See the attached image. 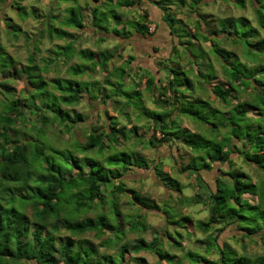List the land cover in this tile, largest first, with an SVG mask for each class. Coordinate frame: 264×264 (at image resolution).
<instances>
[{
	"label": "trees",
	"instance_id": "trees-1",
	"mask_svg": "<svg viewBox=\"0 0 264 264\" xmlns=\"http://www.w3.org/2000/svg\"><path fill=\"white\" fill-rule=\"evenodd\" d=\"M84 1L92 5L89 11L91 21L87 28L97 32L99 41L118 40L125 36V44L131 43L124 31L115 29V26L108 28L110 18L120 20L119 16L113 14L112 0L102 3L99 0ZM222 1L244 6V0ZM166 2L173 0H161L162 4ZM117 3L121 7L131 8L136 6L137 0H117ZM203 4V0H193L190 8L198 11ZM250 6L254 23L245 17L223 18L218 21V27L219 33L225 34L224 41L240 44L243 55L254 60L252 63L255 66L241 63L234 52L216 44L205 32L209 23L203 20V15H198L194 22L186 20L182 27L185 39L209 42L210 51L222 64L230 86L236 84L253 90L252 103L258 112L254 121L245 114L246 103L239 104L234 109V115L230 112L229 116H218V111L205 108L197 101L183 100L186 96L179 87H187L192 82L184 72L178 70L170 69L172 75L163 81L164 85L158 81L159 85L156 86L154 75L143 69L148 77L146 86L151 88L153 85L156 89L158 107H169L151 111L144 108L138 91L127 90L125 75L128 73L121 68L115 69L116 85L105 79L107 85L114 87L110 92L103 89L100 97L93 89L97 81L76 79L85 73L95 75L97 68L109 75L106 62L112 57L110 54L103 53L99 57L88 49L76 50L69 43L55 46V56L63 63L73 56L81 62L68 67L67 77L45 79L50 62L45 60L46 65L40 68L35 64V53L29 52L26 65L19 66L0 46V264H143L142 259L136 256L142 251L154 253L158 257V264H165L164 256L168 257L167 264H264V0H250ZM17 10L18 16L24 19L27 14L25 8L17 6ZM30 14L35 16L34 9ZM50 18L47 15L44 19L47 36H67L68 33L61 28L53 27ZM164 20L168 22L170 31H175L181 23L171 14H167ZM140 21L134 23L136 33L142 37L153 36L145 25L146 13L140 16ZM187 23H195L194 32H190L191 27ZM61 24L76 29L83 27L72 14L64 18ZM6 26L14 38L21 31L17 25L6 23ZM170 44L183 47L184 53L194 54V51L200 50L189 40L171 39ZM152 52L155 53V49ZM231 57L234 60L228 63ZM57 61H54L55 64ZM210 77L206 76V80ZM12 82L22 84L18 94ZM204 84L199 82L202 88ZM211 91L220 103H226V91L217 85ZM113 97L123 98L125 102L121 105L122 102L112 101ZM84 99L94 103L98 101L97 106L92 107L96 109L103 105L105 114L112 109L118 110L119 115L132 126L129 129L119 127L117 116H108L109 123L105 127H90L83 143L70 145L74 152L56 147L54 142L61 135H70L76 126L87 125L89 117L82 113L72 114L68 109ZM129 106L133 108L135 117L150 121L147 128L151 135L146 141L147 145H171L178 141L194 154L191 160L200 161L198 168H191L194 176L189 177H193L195 185L203 192L191 197L184 196L178 205L202 204L208 211L205 220L195 221L188 215H181L177 207L153 205L157 210L160 208L165 227L150 242L139 237L131 243H119L124 235L118 217L120 195L131 192L133 199L138 201L135 190L124 187L123 177L133 168H148L137 153L123 151L125 155H132L124 159L118 154L121 151H116L121 141L130 140V134L136 136L137 126L125 111ZM27 112L35 119L31 120L30 127L25 121ZM174 112L201 124L205 135L198 138L187 129H181L178 119L171 118ZM17 122L22 123L21 127H16ZM50 127H57L56 137H47L44 129ZM156 133L160 136L156 137ZM211 133L215 134L214 141ZM233 155L256 172L258 178L231 168ZM132 159L140 166L135 161V164L132 163ZM217 163L228 169H220L221 177L214 178L213 185L209 187L200 170L210 169ZM152 167L160 183L170 192L165 196L172 198L176 192H180L182 185L163 173L160 164ZM188 169L190 167L181 168L180 172H187ZM68 190H75L76 199L72 205L68 204L65 196ZM89 211L96 212L95 217L81 216ZM179 219L184 221L185 233L178 232L181 229L177 224ZM129 224V231L146 229L139 218ZM192 224L204 234V240L192 239ZM231 226L241 235H232L235 240L258 239L262 245L261 253L251 255L246 250L239 251L228 241L220 243L219 235L212 236V232L222 234ZM87 233H93L101 243L95 246L83 239ZM107 233L109 235L103 237ZM183 240L198 243L195 250L185 248ZM103 246L106 250L99 251V247ZM203 247L205 250L201 253ZM107 249H114V253H108ZM173 249L181 254H173Z\"/></svg>",
	"mask_w": 264,
	"mask_h": 264
},
{
	"label": "crops",
	"instance_id": "crops-1",
	"mask_svg": "<svg viewBox=\"0 0 264 264\" xmlns=\"http://www.w3.org/2000/svg\"><path fill=\"white\" fill-rule=\"evenodd\" d=\"M106 0H99V3H102ZM184 2H181V0H173V2H166V4H162L161 0H137V4L134 7L131 8H124L118 5L117 0H112V9L114 11V16H119L120 20H117L115 18H110L107 23H109V27L111 28L115 26V29L119 31H124L125 35L129 36L128 39L131 41L130 44H124L121 46V42L124 41L125 36L122 38H119L118 40H104L99 41L97 32H93V34H90L92 30H88L87 27H89L91 16H90V9L92 8V5H88L84 0H51L50 4V12L48 13L50 15V21L55 28H61L65 32L68 33L67 36L64 37H57L54 34L51 35V38L47 36L46 30L44 29V23H38V27L36 31L34 32L35 38H31L29 35L31 32H27L22 29V31L18 32L23 35L25 40V45L30 46V49H28V53H35V64L40 66L45 65V63L39 65V61H48L50 62V68H52V64H55V60L57 61V64H66L69 63L72 59L76 60L77 57L73 56L70 60H67L66 62H62V59H58V57L55 56V46H64L66 44H71L73 48L76 50L83 49L78 47V41L83 36L81 34L89 35L91 36L96 43L95 49L91 48H84L88 49L90 51H93L99 57L104 53V55H112L111 58L108 59L106 62L107 69L109 71V75L100 71L98 68L95 72V75L90 76L87 73L83 74L81 77L89 78V80H82L81 81H87V82H94L97 81V85H94L93 89L96 92V96L100 97L102 90L105 89L106 92H110L113 87H110V85H107L105 82V79L108 78L110 82L113 83V85H116V71L115 69H123L125 72L128 73V75H125V87L129 92H132L133 90L138 91L141 94V98L144 102V108L151 110V111H159V110H165L168 109L166 105H162V108L158 107L156 104V89L151 86V88H148L145 84L146 80L148 79L147 73L144 72L143 69H147L152 73L155 77L156 86L159 85L158 81L162 82V85H164L163 81H166L169 75H172V72L170 69L178 70L179 72H184L188 79L192 82L191 85L187 86L182 85L179 87V90L185 93V98L183 100H189L191 102H198L199 104L203 105L205 108L211 109L212 111H218V116H229V113L232 112L234 115V109L242 103H246L245 106V114L246 116L254 121L258 117V112L256 110V105L252 103V96H253V90L250 88H245L240 85H233L230 86L228 83V79L225 74V70L222 68V64L219 63L216 60V54L212 51H210V44L209 42H203V41H195L192 38L185 39V33L183 32L182 24L186 21V17H189V21L194 22L198 19V15H203L206 22L209 23L207 29L205 30V26L203 23H201L202 28L205 30L206 34L210 36L212 40L215 41L216 44H219L222 47H225L229 51L234 52L235 57L243 64L245 65H251L255 66V64L252 63L254 60H249L246 58L243 54V49L240 44H232L228 40L224 41L225 34L219 33V27H218V21L223 18H238V17H245L248 20L253 22V15L250 14V12L247 10L248 7V0H244V6H240L237 4L231 3H225L222 0H203L204 4L200 5L198 8V11H195L190 8V3L193 0H183ZM250 2V0H249ZM64 6V7H62ZM218 7L227 9L232 8L237 14H231V13H223ZM251 7V6H250ZM63 10L64 15L62 19H59L60 15L59 12ZM198 12V13H197ZM249 12V13H248ZM144 13L147 14V21L145 22L146 27L148 28V32L152 33L153 36H146L142 37L138 35L136 32V25L134 24L137 21H140V16ZM251 13L252 9H251ZM73 15V17L81 23L83 26L80 29L73 28L72 26H65L61 23L64 21V18L68 17L69 15ZM167 14H171L174 16L176 20L181 21L179 23V26H176L175 31H170L168 22L164 20V17ZM25 19V18H24ZM142 22V21H140ZM144 23V22H143ZM25 24L23 28H25ZM195 23H187L188 27H191L190 32H194L193 25ZM21 29V28H20ZM212 31V34L210 33ZM17 33V34H18ZM131 35V36H130ZM28 37V39L26 38ZM43 38L48 39L51 43L50 47L45 48L42 47V42L37 39ZM171 39H184L185 42H192L195 44L196 48L199 47L196 52L194 51V54L191 53H184L182 50L183 47L177 45V46H171L170 40ZM112 41L116 42V44L111 47ZM127 43V42H126ZM195 48V50H196ZM152 49H155V53L152 52ZM46 53L44 55L43 53ZM61 52V50H60ZM27 53V55H28ZM37 54H40L39 57L36 56ZM132 54L134 57H130L129 55ZM128 56V59H127ZM27 58V56H26ZM78 60V59H77ZM234 60L233 57H231L228 61V63L232 62ZM81 62V61H80ZM56 65V64H55ZM71 65H68V67ZM67 67V69H68ZM48 73V72H47ZM211 76L206 80V76ZM76 79H78L76 77ZM140 79V80H139ZM197 83H196V82ZM199 82H203L204 87L202 88L199 85ZM219 86L224 91L228 93L227 95V101L226 103H220L218 99L215 97L211 89L213 86ZM119 101L121 105L125 102V99L120 97H113L112 101ZM182 100V102H183ZM98 103V101H97ZM113 103V102H112ZM99 106V105H98ZM102 107V112L104 109L103 105H100ZM125 111L129 113V118L132 120V122L137 126L136 130V136H132L130 134V140L129 141H121L120 145L116 147V151H132L137 153L140 157L144 159V162L148 165V168L141 169V168H133V170L128 175H133L135 173L141 174L143 173H149V177L155 178L156 181L160 183L158 180L159 177L155 175V169L152 166L161 165V171L165 174L169 175L170 167L168 164H164L161 159L162 158H168V160L171 161L172 164H174L177 168H179L180 164V156L183 154L184 159H190L192 155L194 154L187 148L184 147L182 144H180L178 141L173 142L171 145L162 144V143H155L153 145H147L146 141L151 135V131L148 130L147 126L149 125L150 121H147L143 118H137L135 117V112L133 111V108L131 106L125 108ZM108 115L116 117L117 121L119 122V127L126 126L127 129H129L132 125L129 122H126V119L124 117H121L118 113V110H109ZM137 114V113H136ZM177 112H174L171 118H177L181 129H187L191 134L197 135L198 138H202L205 135V129L202 127L201 124H199L196 121H193L187 117L184 116H178ZM138 115V114H137ZM213 118V117H212ZM185 121H188L191 125H193L194 128H189L187 125H185ZM213 123L216 121L212 120ZM109 121L106 119L103 126L105 127ZM132 123V124H133ZM101 124V121L99 122ZM99 128V127H98ZM89 127L87 125H78L74 128L72 133L68 135V139L74 138L75 134H77V131L84 132V136H87ZM78 132V133H79ZM156 136H160L159 133L155 134ZM145 140V141H144ZM136 141L140 144H144L145 146H152L154 148L157 147L156 150V157L148 161L145 154H142L139 150L136 149L135 143ZM127 143L131 145H126ZM161 146H158V145ZM165 146H173L176 148V150H179V153L175 155L172 154V156H169L166 152L167 149H165ZM175 150V151H176ZM172 151V150H171ZM189 154V155H188ZM178 156V157H177ZM227 166H220V164H214L210 167V169H202L200 172H202L203 177L204 175L210 173L214 175V178H219V170L223 169L226 171ZM181 170H178L179 173H182L181 175L187 176V172H180ZM221 173V172H220ZM126 175V176H128ZM123 177V182L124 178ZM170 176V175H169ZM189 177V176H188ZM193 180V177H191ZM206 181V179H204ZM194 182V180H193ZM180 183V182H179ZM195 183V182H194ZM181 184V183H180ZM212 184V180H211ZM195 185V184H194ZM161 188L164 186L160 183L159 185ZM125 187V186H124ZM183 187V186H182ZM126 188V187H125ZM132 188V187H131ZM194 188H198L196 185ZM200 189V188H198ZM131 190V189H130ZM166 191V195H168L170 192L164 188ZM137 194L138 192L135 191ZM202 192V191H201ZM131 193V192H130ZM143 194V193H142ZM122 195V194H121ZM195 195V194H194ZM131 195L128 197L127 201V207L126 212L122 211L123 209L119 205V214L118 217L121 219V226L123 229V237L126 236V233H134L136 234L137 238L141 237L146 242H150L153 237L158 235L161 231H163L165 227L164 217L163 214L159 210L152 207V205H156L154 201L151 198L147 199L148 204L151 202V208H146L141 206L140 202L133 199ZM136 197V195H135ZM121 198H119L120 201ZM184 196L180 194H175L172 198H169L167 196H164L163 201H160V205H156L158 207H161L162 204H169L171 207H177L180 211L181 215L185 216L188 215L193 219V213L191 212V209H187V207L184 204L178 205L179 200H183ZM118 204H121L119 203ZM125 204V205H126ZM202 205V204H200ZM139 210L140 212L132 213V211ZM155 213L156 216L159 217V220L161 222L158 229H153L152 226L147 221V215H150L151 213ZM142 217V218H141ZM93 218V217H92ZM140 219L142 223L145 225L146 229L145 231H140V228L138 231H129V223L131 221ZM203 220V219H202ZM151 234L150 240H147L144 237L145 233ZM109 234H105L103 237H107ZM121 238V240L123 239ZM119 241V243L121 242ZM101 243V242H100ZM99 251H105V247H99ZM109 249H107L108 251ZM114 250V249H110ZM146 252V251H142ZM141 253V252H140ZM138 255V254H137ZM136 255V256H137ZM141 259V258H140ZM143 261V259H142ZM143 264H146L143 262Z\"/></svg>",
	"mask_w": 264,
	"mask_h": 264
},
{
	"label": "rangeland",
	"instance_id": "rangeland-1",
	"mask_svg": "<svg viewBox=\"0 0 264 264\" xmlns=\"http://www.w3.org/2000/svg\"><path fill=\"white\" fill-rule=\"evenodd\" d=\"M50 4H51V0H0V46H2L3 50L6 51L8 54H10L17 62L19 66H24L26 65V56L28 53V49H30V46L25 45V40L22 34L18 33L16 38H14L11 34H9V30L6 26V23H11L14 25H17L22 29L27 31V32H33L31 33L29 36L33 39L35 38V34L34 32L36 31L37 27H38V23H44V19L47 15H49L48 13L50 12ZM17 6L20 7H24L25 10L27 11L26 17L25 19H21L18 16V10H17ZM64 7V6H62ZM220 9V7H218ZM34 9L35 11V16L30 14V11ZM221 11H223V13H231V14H237L238 12H236L234 9L232 8H221ZM247 10L251 13V7H250V2L248 0V7ZM248 12V13H249ZM59 19H62L64 12L63 10H61L59 12ZM186 20L189 21V17H186ZM25 24V28H23ZM240 26L241 23H239ZM87 32L90 31L89 29L86 30ZM90 34H93V31H91ZM83 37L80 38V40L78 41V47L79 48H91V49H95L96 43L95 40L89 36V35H85L84 32L83 34H81ZM38 40L43 41L42 42V47L45 48H49L51 45V43L49 42L48 39H43V38H39L37 37ZM111 43V47H113L116 42L112 41ZM121 46H123L125 44V41L121 42ZM43 53V52H42ZM44 55L47 56L46 53H43ZM40 54H37L36 56V61H37V57H39ZM130 57H134V55L130 54ZM128 59V56H127ZM38 62V61H37ZM45 63V61H39V65ZM74 63H80L79 60H74L72 59L69 63L66 64H52V68L49 69L48 73H46L44 75L45 79H52V78H57V77H67L68 73H67V67L68 65H72ZM89 80V78L86 79V77H78V80ZM13 86L15 87L17 94L18 92L22 89V84L20 82H12ZM91 106V107H90ZM92 106H97V103L91 102L88 99H84V101L80 104H78L77 106L68 108L70 110V112L72 111V114L74 113H82L84 115H86L88 120H87V126L90 128L92 127H101L103 126L104 122L106 121L107 117L110 116L108 114H105L102 112V107L96 108L92 107ZM64 109V107H62ZM25 121H26V125L28 127L31 126L32 122L31 120L34 119V116H31L28 112L25 114ZM101 121V124H99V122ZM185 125H187L189 128H194L193 125H191L188 121H185L184 123ZM22 123L21 122H17L16 123V127L19 128L21 127ZM57 127H50V128H46L44 129L47 137H56L57 136ZM77 131V134H75L74 138L68 139V135H61L57 140H55V146L59 147V148H68L70 151L74 152L72 149V144L77 142V143H83L84 142V138H85V134L84 132ZM212 134V141H214V137L215 134ZM159 137V136H156ZM145 141V140H144ZM126 144V143H125ZM71 145V146H70ZM126 145H131L129 143H127ZM136 149L139 150L142 154H145L148 161L153 160L156 157V148L152 147V146H145L144 144H140L136 141L135 143ZM158 146H161L160 144ZM166 152L168 153L169 156H172V154L175 153V155L177 154H181L179 153V150L177 151L175 147L173 146H165ZM172 150V151H171ZM176 150V151H175ZM118 153V152H117ZM130 153V152H129ZM121 158L126 159V156H132V155H125L123 154V151H121L120 153H118ZM182 156H180V164H179V168H177L174 164L171 163L170 160H168V158H162L161 161L164 164H168L170 167L169 170V175L173 178H175L177 181H179L181 183V185L183 186L182 188H180V192H176L177 195L181 193L182 196H188L191 197L196 193H200L201 192V188H194V182L192 180L191 177H188L192 174V170L191 168H198L199 165V160L198 159H184L183 154H181ZM189 155V154H188ZM178 157V156H177ZM231 160L233 161V164H231V168H235L238 171H242L244 173H248L252 176H254V178H258V175L256 172H253L252 169L250 167H248L237 155H233L231 156ZM61 161V160H59ZM132 163H136V165H139V163L135 160L132 159L130 160ZM134 163V164H135ZM141 164V163H140ZM59 166V165H57ZM140 166V165H139ZM190 167V169L186 170L187 171V175H181L182 173H179L178 170H181V168L185 169ZM227 168V167H226ZM228 169V168H227ZM226 169V170H227ZM149 173H141V174H133V175H128L124 178V184L126 189H131V190H135L138 192V194H136V197L138 199V202H140L141 206L146 207V208H151V202L150 204H148L147 199L151 198L154 203H156V205H160V201L164 199V196L166 194V191L164 190V188L160 187V183L158 181H156L155 178H151L149 177ZM194 176V175H193ZM219 176L221 177V173L219 172ZM204 179H206L205 182L208 183L209 187H211V185H213L214 182V175L208 173L207 175L205 174ZM211 180L212 184H211ZM197 186V184H196ZM132 187V188H131ZM203 192V191H202ZM143 193V194H142ZM75 190H68L65 193V196L68 199V204L72 205L74 200L76 199L75 197ZM105 194H107L105 192ZM131 195V193L129 192H124L122 193V195H120V201L119 204L121 206V208L123 209L122 211L126 212V209H128L127 207V201H128V197ZM246 197V196H245ZM126 204V205H125ZM153 206V205H152ZM187 209H191V212L193 213V219L195 221L198 220H205L207 215H208V211L207 209L204 208L203 205L197 204V205H191L190 207H187ZM140 212L139 210H135L132 211V213H138ZM96 212L94 213V211H89L87 213H83L81 216H87V217H95ZM147 221L148 223L152 226L153 229H158L161 222L159 220V217L155 215V213L153 212V214L151 213L150 215H147ZM178 221H176L177 223ZM178 227L181 228L178 230L179 233H185V229L183 227L184 225V221L183 219H179V222L177 223ZM234 226L229 227L226 231H224L222 234L218 233L217 231L212 232V236L214 235H219V239L218 241L221 243V241H228L230 245H232L233 247L240 249L239 251H243L246 250L247 253L251 254V255H255V254H260L261 250H262V245L260 244V241L258 239L256 240H249V239H242V241L240 242L239 240H235L233 239L232 235H235L237 237H241L240 232L237 231L236 228H233ZM192 231H193V235L194 238L192 239H200V240H204L205 236L204 234L200 233L199 231H197L193 224H192ZM137 235L134 233H126V236L123 237V239L121 240L120 243H131L133 242L135 239H137L136 237ZM144 237L147 240H150L151 238V234L149 233H145ZM83 239H86L88 241H90L92 244H94L95 246L99 245L100 240L96 237H94L93 233H87L85 234L83 237ZM167 243V242H166ZM168 244V243H167ZM198 243H189L186 240L182 241V245L186 248H190L195 250V247L197 246ZM205 248H201L200 251L201 253H204ZM108 253L112 254L114 253V250H108ZM214 251H212L213 253ZM173 254L176 255H180L181 252L177 251V250H172ZM137 257H140L141 259H143V262H145L146 264H158V257L151 252H141L137 255ZM128 259V256H127ZM163 259L165 261H163L165 264L168 263V257L164 256ZM132 263V262H131ZM21 264H25V263H21Z\"/></svg>",
	"mask_w": 264,
	"mask_h": 264
}]
</instances>
